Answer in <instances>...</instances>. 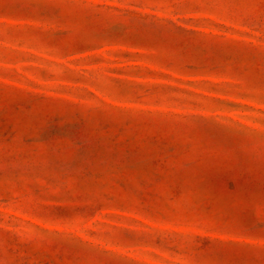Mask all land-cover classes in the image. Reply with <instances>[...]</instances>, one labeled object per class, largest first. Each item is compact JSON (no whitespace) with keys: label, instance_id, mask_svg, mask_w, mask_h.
Instances as JSON below:
<instances>
[{"label":"rangeland","instance_id":"374dc122","mask_svg":"<svg viewBox=\"0 0 264 264\" xmlns=\"http://www.w3.org/2000/svg\"><path fill=\"white\" fill-rule=\"evenodd\" d=\"M0 264H264V0H0Z\"/></svg>","mask_w":264,"mask_h":264}]
</instances>
